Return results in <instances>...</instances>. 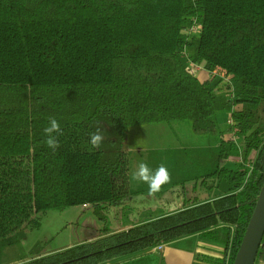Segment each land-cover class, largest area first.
Listing matches in <instances>:
<instances>
[{
  "label": "trees",
  "instance_id": "1",
  "mask_svg": "<svg viewBox=\"0 0 264 264\" xmlns=\"http://www.w3.org/2000/svg\"><path fill=\"white\" fill-rule=\"evenodd\" d=\"M224 108L243 139L233 165ZM50 117L63 132L55 150ZM176 121L205 140L126 146L132 127ZM97 126L106 138L93 149ZM141 162L219 193L20 264H107L194 235L233 263L264 182V0H0V250L49 209L99 213L149 190L132 179Z\"/></svg>",
  "mask_w": 264,
  "mask_h": 264
},
{
  "label": "rangeland",
  "instance_id": "2",
  "mask_svg": "<svg viewBox=\"0 0 264 264\" xmlns=\"http://www.w3.org/2000/svg\"><path fill=\"white\" fill-rule=\"evenodd\" d=\"M200 67L193 66L192 71L200 74ZM224 92V91H223ZM219 129L224 136L235 139L237 150L232 153L230 163L241 161L243 139L231 131V110L220 109L217 112ZM192 129L189 121L142 124L130 129L126 146L130 150L150 149L163 145L203 142ZM180 181L164 186L156 193L149 190L135 197L126 198L122 204L99 213L91 205H71L64 209H49L39 214V225L28 227L22 239L7 244L0 250V264H20L36 255L49 254L100 237L105 231L114 232L127 229L152 218L173 213L183 207L205 201L219 193L217 187L196 184L194 180ZM142 185L148 186L142 182ZM211 185V184H209ZM101 216H104L101 218ZM125 226V228H122ZM128 226V227H127ZM122 228V229H121ZM119 229V230H116Z\"/></svg>",
  "mask_w": 264,
  "mask_h": 264
},
{
  "label": "crops",
  "instance_id": "3",
  "mask_svg": "<svg viewBox=\"0 0 264 264\" xmlns=\"http://www.w3.org/2000/svg\"><path fill=\"white\" fill-rule=\"evenodd\" d=\"M200 68V74L197 76L201 80L209 78L210 73L202 66ZM230 158L227 159L228 163L231 161ZM238 159L235 158L240 162ZM222 257L223 247L221 245L208 241L200 235H194L163 244L162 250H158L155 246L107 264H221Z\"/></svg>",
  "mask_w": 264,
  "mask_h": 264
},
{
  "label": "clouds",
  "instance_id": "4",
  "mask_svg": "<svg viewBox=\"0 0 264 264\" xmlns=\"http://www.w3.org/2000/svg\"><path fill=\"white\" fill-rule=\"evenodd\" d=\"M44 133L47 137L45 141L47 146L53 150L57 149L59 147L58 137L63 135V132L59 121L55 117L49 118V123L44 128ZM105 138L103 127L97 126L95 131L90 134L91 148H99ZM132 179L146 183L149 187V191L154 194L158 192L165 183L170 182L171 176L166 165L163 163L153 169L148 163L141 162L132 173Z\"/></svg>",
  "mask_w": 264,
  "mask_h": 264
},
{
  "label": "water",
  "instance_id": "5",
  "mask_svg": "<svg viewBox=\"0 0 264 264\" xmlns=\"http://www.w3.org/2000/svg\"><path fill=\"white\" fill-rule=\"evenodd\" d=\"M264 236V182L232 264H254Z\"/></svg>",
  "mask_w": 264,
  "mask_h": 264
},
{
  "label": "built area",
  "instance_id": "6",
  "mask_svg": "<svg viewBox=\"0 0 264 264\" xmlns=\"http://www.w3.org/2000/svg\"><path fill=\"white\" fill-rule=\"evenodd\" d=\"M193 29H194V28H193ZM193 66L201 67L200 65H194V64H191V65H190V67H191V71H192V67H193ZM192 72H193V71H192ZM156 247H157L158 250H162V248H163V244H160V245H158V246H156Z\"/></svg>",
  "mask_w": 264,
  "mask_h": 264
}]
</instances>
